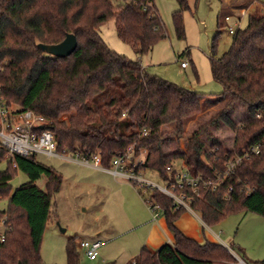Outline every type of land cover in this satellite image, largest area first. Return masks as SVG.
<instances>
[{"label":"trees","instance_id":"1","mask_svg":"<svg viewBox=\"0 0 264 264\" xmlns=\"http://www.w3.org/2000/svg\"><path fill=\"white\" fill-rule=\"evenodd\" d=\"M119 1L0 0V89L6 105L17 111L32 110L56 123L68 95L74 54L84 44H94L103 61L100 73L105 76L108 68L111 73L102 87L90 88L68 125L51 126L56 150L98 153L102 165L109 167L118 153L134 145L136 155L140 149L147 151L138 171L154 170L167 179L166 167H174L180 160L190 175L202 174L214 181L216 173L224 169L226 156L241 155L259 145V153L243 160L215 191L200 189L190 207L209 227L239 213L264 219V12L248 14L246 27L237 29L229 49L214 59L220 35L217 23L211 39L210 68L212 78L223 89L222 96H228V100L189 132L185 152L165 153L163 142L186 133L187 123L202 111L203 96L148 74L138 60L109 49L100 35L101 26L109 20L114 21L118 38L140 57L166 37L154 0ZM176 2L178 9L172 13V22L177 38L182 40L188 0ZM68 34L77 39L74 54L56 57L40 48L59 44ZM236 105L248 113L239 124L229 115ZM217 122L235 132L231 150L222 148L218 138L208 133ZM143 130L147 134L142 136ZM201 135L212 144L205 147ZM4 161L0 199L8 198V206L0 211V221L5 219L0 224L4 235L0 264H42L41 242L52 219V199L62 178L52 167L37 162L34 155L7 157L0 146V164ZM17 170L27 176V181L11 191L10 182ZM42 178L44 189L37 184ZM141 196L158 205L175 244H165L154 253L142 247L130 264H239L222 244H199L184 236L174 223L185 210H176L169 197L149 189ZM75 247L70 238L67 264L79 262Z\"/></svg>","mask_w":264,"mask_h":264},{"label":"rangeland","instance_id":"2","mask_svg":"<svg viewBox=\"0 0 264 264\" xmlns=\"http://www.w3.org/2000/svg\"><path fill=\"white\" fill-rule=\"evenodd\" d=\"M119 2V0H113L114 4ZM228 2V0H188L189 8L183 14L185 36L184 39L179 40L172 22V13L178 9L176 0H154L153 3L166 32V37L153 47L151 54L141 57L135 53L132 47L118 38L113 20L107 21L100 28L103 41L115 53L133 61L138 60L148 74L156 75L203 96L202 111L187 123L186 133L181 137H173L163 142L165 153L185 152L188 148L189 132L221 109L228 100V96H222L221 85L211 75V39L217 31L218 23L220 35L214 56V59H217L232 44L233 36L228 33V29L230 27L235 31L243 29L248 22V15L240 16L242 12L235 10L234 15L240 17L233 16ZM259 2L264 6V0H259ZM263 6L258 5L255 11L264 12ZM226 15L230 16L229 20H225ZM88 45L84 44L74 54L75 61L68 85V95L60 116L54 123L59 127L66 126L73 120L75 110L84 102L90 88L102 87L106 79L107 75L102 76L100 73L103 61L99 60L101 53L94 44L92 46L97 51L90 52L87 56L89 57L87 65L84 67L83 50ZM181 62H186L188 67L183 69L180 66ZM110 73L111 69L108 68L107 74ZM229 115L236 124H239L247 117L248 113L243 107L236 105L230 109ZM62 118H64L63 121L60 120ZM164 128L168 129L169 125ZM208 131L211 136L218 138L222 148L232 149L235 132L224 123L217 122L210 126ZM200 140L204 142L205 147L212 144V141L205 135H201ZM34 156L37 162L52 167L62 178L60 189L52 199V219L46 226L41 242L42 264H67L66 247L70 238L74 239L79 255L78 264H106L110 262L130 264L132 258L135 257V254L132 253L136 251L134 248L128 249L126 242L135 235L130 232L132 211L139 203L144 205L140 190L136 189L128 180L120 177L111 175V179L107 177L98 179L96 174L101 173L92 171L95 168L90 166H83L58 157H47L40 153ZM143 158L144 155L136 157L140 160ZM181 164L182 162L177 160L174 166L180 168ZM5 168L6 161L0 164L1 171ZM141 175L159 186L164 184L157 171L145 169L141 171ZM26 181L27 176L17 170L10 182L11 191ZM37 184L40 188H45L43 178ZM7 206L8 198L0 199V211H4ZM260 222H264V219L258 215L247 212L239 213L227 216L223 221L213 225L212 230L239 255L242 260L239 264L252 263L247 260L243 252H240L235 243L243 247L241 249H244L246 255L258 256L257 264H264L261 262V257H264V226H260ZM236 227H238L237 231ZM61 229H64V232ZM252 229L258 230L253 231ZM95 232L102 235L97 236ZM112 235H116L115 238H112ZM94 238H100L102 245L98 251L99 256L91 261L86 258L83 250L79 247V242L81 240L92 241ZM237 262L239 261L237 260Z\"/></svg>","mask_w":264,"mask_h":264},{"label":"built area","instance_id":"3","mask_svg":"<svg viewBox=\"0 0 264 264\" xmlns=\"http://www.w3.org/2000/svg\"><path fill=\"white\" fill-rule=\"evenodd\" d=\"M229 20V17H225ZM230 34L235 30L230 27ZM182 68L187 67L186 62L180 63ZM1 70V67H0ZM52 123L42 115L36 114L32 110H16L8 107L3 99L0 89V146L7 152V157H13L15 154L21 156L36 155L37 153L47 157H58L67 161L75 162L83 166H90L110 173L114 177H120L128 180L136 189L143 194L146 190H158L173 201V207L185 211H193L190 202L194 197L199 196L200 189H211L215 191L224 179L231 176L243 160L251 155L258 154L260 146L250 148L241 155L227 157L222 172H217L214 181L210 178H204L202 174L192 176L189 174L186 166L182 163L180 168L166 167L168 178L163 179V186L155 184L151 180L144 178L138 168L144 164L147 154L145 149H140L136 155L134 145H130L124 153H118L111 161L109 167L102 165L100 154L91 152H67L65 150L57 151L54 134L51 130ZM143 130L141 135H146ZM69 155L67 156V154ZM144 155L142 160L136 159L137 156ZM189 190L191 195L186 191ZM142 192V193H141ZM231 192V188H228ZM152 218L160 216V210L157 204L147 198L144 199ZM5 219L0 221L3 225ZM0 241H4L3 230ZM100 241L81 240L79 247L83 250L88 260H95L101 247Z\"/></svg>","mask_w":264,"mask_h":264},{"label":"crops","instance_id":"4","mask_svg":"<svg viewBox=\"0 0 264 264\" xmlns=\"http://www.w3.org/2000/svg\"><path fill=\"white\" fill-rule=\"evenodd\" d=\"M228 1H229L228 5L230 6V12L231 13L233 12L232 13L233 16H236V17H240L242 14L248 15V14L252 13L251 10L254 8L253 10L255 11L257 9L258 5L263 6V4H261L259 2V0H237V1L236 0H228ZM248 9H250V10H248ZM235 10H236V12H242L240 14V16L234 15ZM225 17H229V19H230L229 15H226ZM100 35H101V31H100ZM88 46H90V47H88ZM88 46H86L87 48L83 50V54L85 57L84 62H83L84 67H86L87 59H89V57H87V56L90 54V52H94V50H96L91 44H89ZM152 51H153V49L148 54H151ZM185 52H183V54H185ZM148 54H146V55H148ZM98 57H100V56H98ZM99 60L102 62V57H100ZM144 69H145V67H144ZM183 69H185V68H183ZM145 71H146V69H145ZM104 75H108V74L106 73ZM79 107L80 106H78V108L75 110V114L77 113ZM87 169H90V168H87ZM92 171H95L96 173H101V174H96L98 179H101L102 177H107V178L111 179V174L106 172V171L96 169V168L93 169ZM132 212H133L131 215V223L132 224H131V231L130 232H133L135 235H133L132 238H130L126 242L128 249H130V250H132L133 248L135 249L136 252L135 253L133 252L132 254H135V256H136L142 247H146L149 251L154 253V252L158 251L159 249H161L165 244H175L174 236H173L172 232L169 230L164 217H162L160 215L156 219H153L152 214L150 213V211H149V209L145 203H144V205L142 203H139V205H137V207L135 209H133ZM249 215H251V214H249ZM258 219H260V218H258ZM174 224H175L176 228L184 236H186L187 238H189L191 240H194L195 242H197L199 244H203L205 242H209V243H213V244H218V243L222 244L223 246H225L226 248L229 249V251L234 256V258L239 261L238 263L242 262V260H240L239 255L235 251L232 250L233 248H231L227 242L222 241L220 236L217 233H215V231L212 230V227L207 226L202 221V219L199 217V215L196 212H194V211L183 212L176 219ZM260 226H264V222H260ZM237 229H238V227H236V231H237ZM257 230L258 229H255L253 231H257ZM253 231H251V232H253ZM95 234L97 236L102 235L101 233H98V232H95ZM115 236L116 235H112L111 237L115 238ZM95 240L100 241V238L92 239V241H95ZM100 242L102 244V241H100ZM235 244H236V246H238L240 252H243V254H245V256L247 257V260L249 262H251L252 264H257V262L259 261L258 256H254L251 254L246 255L245 251H243L244 249L243 250L241 249L243 247H241L238 243H235ZM98 256H99V254H98ZM132 259H134V258H132ZM261 262L264 263V257H261Z\"/></svg>","mask_w":264,"mask_h":264},{"label":"water","instance_id":"5","mask_svg":"<svg viewBox=\"0 0 264 264\" xmlns=\"http://www.w3.org/2000/svg\"><path fill=\"white\" fill-rule=\"evenodd\" d=\"M77 39L75 35L68 34L65 39L56 45H40V48L48 54H52L56 57H68L77 49ZM64 232V229H61Z\"/></svg>","mask_w":264,"mask_h":264}]
</instances>
